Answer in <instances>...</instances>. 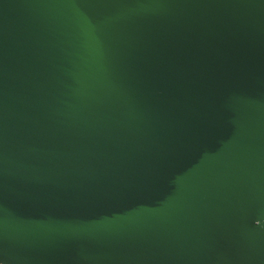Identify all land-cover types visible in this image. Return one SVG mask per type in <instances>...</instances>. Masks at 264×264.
Instances as JSON below:
<instances>
[{"label": "water", "instance_id": "obj_1", "mask_svg": "<svg viewBox=\"0 0 264 264\" xmlns=\"http://www.w3.org/2000/svg\"><path fill=\"white\" fill-rule=\"evenodd\" d=\"M0 264H264V0H0Z\"/></svg>", "mask_w": 264, "mask_h": 264}]
</instances>
